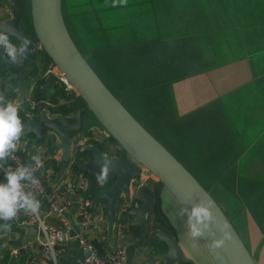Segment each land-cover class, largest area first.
<instances>
[{
  "label": "crops",
  "instance_id": "obj_1",
  "mask_svg": "<svg viewBox=\"0 0 264 264\" xmlns=\"http://www.w3.org/2000/svg\"><path fill=\"white\" fill-rule=\"evenodd\" d=\"M6 1L0 6V22L17 18L12 1ZM61 10L70 37L95 73L123 105L126 102L136 110L144 124L124 105L209 191L256 264H264V0H127L123 6H114L113 0H61ZM19 21L33 35L31 21ZM32 59L22 87L17 86V67H0V95L18 104L32 99L40 83L50 104L36 106L32 122L39 120L40 106L50 117L66 116L73 109L81 112L82 126L71 136L72 148L62 174L56 134H46V144L32 148L34 136L23 133L18 145L28 162L31 155H41L44 182L66 192L72 202L66 218L73 227L83 219L78 214L81 198L88 202L90 215L83 232L100 253L113 251L119 244L126 248V264H149L153 253L168 250L156 235L161 233L176 242L181 259L175 264H213L203 241L188 235L186 217L182 220L177 215V202L142 168L131 182L130 198L122 197L141 203V191L151 195L145 242L139 240V233L129 231L136 218L124 219L128 210L120 219L115 213L109 227L106 203L94 205L86 173L76 176L75 150L91 145L108 158L130 163L131 158L116 148L111 136L104 137L102 127L93 124L96 119L83 111L75 91L53 81L49 89L43 87L45 53L36 52ZM25 109L19 114L28 122ZM139 181L145 182L143 188H137ZM0 182H4L1 172ZM41 209L47 224L60 227L48 207ZM120 220L124 240L115 238ZM10 223V233L0 231V264H84L86 253L76 239L66 243L53 261L43 252L36 225ZM104 235L106 240L100 241Z\"/></svg>",
  "mask_w": 264,
  "mask_h": 264
},
{
  "label": "water",
  "instance_id": "obj_2",
  "mask_svg": "<svg viewBox=\"0 0 264 264\" xmlns=\"http://www.w3.org/2000/svg\"><path fill=\"white\" fill-rule=\"evenodd\" d=\"M30 18L33 36L23 30L18 18L0 22V29L12 30L11 38L15 39L19 45L25 39L30 42L26 58L16 63L6 58L0 61V67H17L19 72L17 86L22 87L34 54L35 43H39L58 70L67 78L89 113L115 140L126 156L131 158V163L123 158H109L112 163L107 181L112 182L109 187H104L107 186V182L101 186L96 180L100 165L103 163V151L89 145L83 147L80 150L82 154L78 156L76 176L86 173L87 185L92 188L95 196L94 205L106 203L109 227L112 226L115 208L120 198L122 195L130 198L131 182L133 178L140 175V168H145L167 189L180 208L187 207L190 210L194 204L210 202L216 223L201 240L213 264H256L230 220L209 191L128 112L82 56L65 26L61 0H30ZM54 78V75L50 74L43 87L49 89ZM37 110L38 121H22L24 133L34 136L32 148L38 145L44 146L48 133L58 136V149L62 153L59 172L62 174L72 148L71 136L82 126L81 112L73 109L66 116L50 117L43 107L40 106ZM140 195L142 202L138 207L129 209L124 219L136 218L134 225L139 228V240L145 242L147 215L152 210V197L145 191H141ZM225 224L229 226L232 239L222 248H213L212 241L221 238V229ZM71 235L73 236L74 233L71 232ZM156 235L166 243L168 250L164 253H153L149 264L156 261H161L162 264L179 262L181 257L176 242L168 236L163 237L161 233ZM159 242L160 239L157 244Z\"/></svg>",
  "mask_w": 264,
  "mask_h": 264
},
{
  "label": "clouds",
  "instance_id": "obj_3",
  "mask_svg": "<svg viewBox=\"0 0 264 264\" xmlns=\"http://www.w3.org/2000/svg\"><path fill=\"white\" fill-rule=\"evenodd\" d=\"M127 0H113V5H126ZM12 30L0 29V48L3 49L7 58L16 63L27 57L30 42L25 39L18 46L10 37ZM18 91V89H17ZM19 106L12 100H6L0 95V170L4 171V182H0V231L11 232V223L18 213L37 216L41 207L34 191L25 190V186L33 188L40 184L36 172L43 167L41 155H31V163L18 165L13 169L10 165L5 167L9 159H15V153L24 133V124L20 117ZM103 163L96 175L97 183L103 186L108 179L112 161L106 153L102 154ZM177 215L183 220L186 217L184 227L193 241H200L211 230L216 223V218L210 208V202L194 204L189 210L181 207ZM222 235L219 239L212 241V247L222 248L227 241L232 239L229 226L225 224L221 229Z\"/></svg>",
  "mask_w": 264,
  "mask_h": 264
},
{
  "label": "built area",
  "instance_id": "obj_4",
  "mask_svg": "<svg viewBox=\"0 0 264 264\" xmlns=\"http://www.w3.org/2000/svg\"><path fill=\"white\" fill-rule=\"evenodd\" d=\"M19 46V44H17ZM35 52H43L42 46L39 43H35L34 46ZM46 55V54H45ZM7 58L3 49L0 48V59ZM50 74L54 75L53 83L55 85H59L65 88L66 91H75L72 85L69 83L67 78L58 70L57 66L51 61L48 62L47 67L44 70L43 77L47 78ZM50 104L47 100L44 99H26L22 102L20 101L17 105L19 109L26 108L24 111V115L28 122H32L35 118L34 109L38 105H48ZM27 105V106H26ZM104 137H109V134L103 129ZM117 149H121V147L116 144ZM43 160V159H42ZM29 162L25 161V158L20 150H17L15 153V159H9L8 163L5 165L11 166L15 169L18 165L27 164ZM44 166V160H43ZM144 175L151 174L153 178H156L152 175L150 171L145 168L141 169ZM0 172L4 176V171L0 170ZM43 175V167L36 172V176L40 181L38 187L33 188L30 185L25 186V190H32L35 192L37 199L41 203V207L39 210V214L37 216H33L31 214H25L24 212L18 213V216L14 219L21 225H36L42 236H41V245L43 252L48 255L53 261L58 257L59 253L63 251L64 246L68 243L72 238L76 239L81 249L86 253L83 259L84 264H126V248L123 245H117L113 251L100 253L96 245L89 241L83 229L88 225L89 222V213H88V202L83 201L81 198L79 200L78 214L82 215V220L78 222V227L74 228L73 225L67 220L66 212L69 210L71 206L70 198L67 196L66 192L61 189H56L54 187H50L48 184L44 182L42 177ZM145 186V182H138L137 188H143ZM140 201L137 199L131 200L127 198L121 197L119 202L116 205L115 213L116 218L120 219L122 214H124L127 210L138 207ZM44 206L48 207V213L54 217L60 224V227H55L53 225L47 224L43 218L41 217V211ZM120 221L116 222L115 228V238L118 240H124L125 230L124 224ZM71 232L74 235H71ZM106 236H101L100 241H105Z\"/></svg>",
  "mask_w": 264,
  "mask_h": 264
},
{
  "label": "trees",
  "instance_id": "obj_5",
  "mask_svg": "<svg viewBox=\"0 0 264 264\" xmlns=\"http://www.w3.org/2000/svg\"><path fill=\"white\" fill-rule=\"evenodd\" d=\"M4 4H8V1H6V0H0V6H2ZM12 8H13V13H14V15L17 18L27 20L30 23V21H31V19H30V7H29L28 0H12ZM23 30L26 33H28L24 28H23ZM29 35L33 36L32 35V32ZM45 56H46L47 62H51L52 61L47 56V54ZM32 58H34V59L36 58V52L33 54ZM31 62L33 63V59H31ZM31 74H32V72H31ZM28 75H29V72L26 74V77H28ZM37 89L35 91L36 94H34V97L33 98L34 99H44L45 100V98H44L45 95L43 94V89L40 87V83L37 85ZM82 105H83V108H84L83 111H85V112L88 113L89 111L86 109V105L83 102H82ZM110 139H111V141H115L112 137ZM81 154L82 153H81L80 149L75 150V156H77V158ZM25 161L28 162L27 160H25ZM29 163H31V162H29ZM157 182L160 184L159 181H157ZM129 231H132L134 234L138 235L139 228L130 225L129 226Z\"/></svg>",
  "mask_w": 264,
  "mask_h": 264
},
{
  "label": "rangeland",
  "instance_id": "obj_6",
  "mask_svg": "<svg viewBox=\"0 0 264 264\" xmlns=\"http://www.w3.org/2000/svg\"><path fill=\"white\" fill-rule=\"evenodd\" d=\"M11 1H12V0H11ZM65 9H68V8L66 7V4H65ZM73 37H74V36H73ZM74 40H75V42H77V40H78L77 36H75ZM76 44H78V42H77ZM108 86H109V85H108ZM124 105L126 106V108H128V110L132 113V115H133L138 121H140L142 124H144L143 121H141L142 119H140L138 113L136 112V110H135L132 106H130V105L127 104L126 102H124ZM93 120H94V119H93ZM94 121H95V120H94ZM93 124L96 125V126L101 127L96 121H95ZM146 128H147V127H146ZM149 175H151V174H149ZM153 179H155V180L157 181V178H153ZM202 186H203V185H202ZM40 214H41V213H40Z\"/></svg>",
  "mask_w": 264,
  "mask_h": 264
}]
</instances>
